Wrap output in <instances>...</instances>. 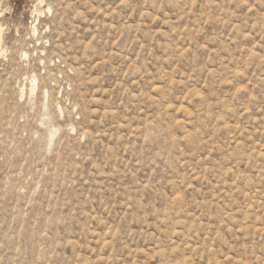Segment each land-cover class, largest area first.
Here are the masks:
<instances>
[{
    "label": "rangeland",
    "instance_id": "374dc122",
    "mask_svg": "<svg viewBox=\"0 0 264 264\" xmlns=\"http://www.w3.org/2000/svg\"><path fill=\"white\" fill-rule=\"evenodd\" d=\"M0 55V264H264V0H0Z\"/></svg>",
    "mask_w": 264,
    "mask_h": 264
},
{
    "label": "bare ground",
    "instance_id": "6f19581e",
    "mask_svg": "<svg viewBox=\"0 0 264 264\" xmlns=\"http://www.w3.org/2000/svg\"><path fill=\"white\" fill-rule=\"evenodd\" d=\"M1 56V55H0ZM34 92V91H33ZM48 93V92H47Z\"/></svg>",
    "mask_w": 264,
    "mask_h": 264
}]
</instances>
